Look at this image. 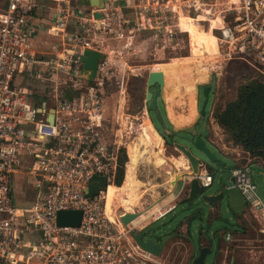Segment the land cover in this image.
I'll use <instances>...</instances> for the list:
<instances>
[{
	"label": "built area",
	"instance_id": "1",
	"mask_svg": "<svg viewBox=\"0 0 264 264\" xmlns=\"http://www.w3.org/2000/svg\"><path fill=\"white\" fill-rule=\"evenodd\" d=\"M39 1L0 0V264H173L136 244L132 234L140 228L122 223L125 211L109 217L104 191L87 197L92 176L113 183L126 145L120 131L104 125L105 103L125 86L135 32L176 43L173 18L181 11L218 31L224 61L243 60L264 79V0H46L56 3L46 30L58 40L35 49ZM86 49L102 54L91 82L81 74ZM28 77L43 82L47 100L30 102L22 85ZM230 171L225 189L238 190L264 223V197L251 167ZM18 175L32 181L29 203L17 198ZM196 178L205 189L214 175L201 167ZM61 210H80L79 224L58 225Z\"/></svg>",
	"mask_w": 264,
	"mask_h": 264
},
{
	"label": "rangeland",
	"instance_id": "2",
	"mask_svg": "<svg viewBox=\"0 0 264 264\" xmlns=\"http://www.w3.org/2000/svg\"><path fill=\"white\" fill-rule=\"evenodd\" d=\"M41 2H43V0ZM42 5L43 7L41 8V12H42L41 18L47 19L44 21V27H43V30L45 31L46 28L53 23L50 14L53 8L56 6V3L45 0L44 4ZM182 21L183 23H185L186 29L190 32V35L191 33H198L199 35H202L204 33L199 29L198 25L193 23L191 19L185 18ZM185 40H186L185 37L184 39L183 37H180L179 41L177 40L175 44V41L171 39L159 40L155 42L150 39H144L139 41L138 45L137 43L131 45L130 54H131V50L134 49V51L136 50V54H135L136 57L135 55H131L130 58L136 59V62L132 61V63L134 62L136 64H142V65L143 64L149 65V64L161 62L165 60L164 57L166 56H175L176 55L175 52L181 51L183 54V52H185L186 50V47L184 45ZM209 40L214 52L216 53L215 38L213 36H209ZM46 48H47L46 46H42V49H46ZM164 50L166 51V53ZM191 56H192V50H191V55L189 57L184 59L181 58L174 59L171 62H175L178 60L187 61L189 60V58H191ZM210 59H212V61ZM216 59L218 60V64H220L219 72L218 75L213 76L212 80L210 81L212 88L209 94V102L206 107L208 116L204 120L203 124L200 125V129H201L200 138L203 140L207 150L213 156L219 158L221 162L227 163L229 167H232L233 165L229 160H227L225 157L217 153L216 147L208 138V132H209L208 125L210 126L209 122L212 118L210 114L213 113L214 116V112L216 110L220 109L228 101L232 100L236 95V90L238 85L242 83V77L244 75H250V74L252 75L253 73L252 70L249 69L247 63L244 62L243 60L232 59V60L224 61L219 56L218 57L216 56ZM202 61H204L203 63L214 62L215 57H211L207 60H203L202 58ZM204 70L205 69H201L196 72V74L198 76L200 75L201 76L200 78L203 79H205L206 77L205 74H202ZM140 71H142V73ZM140 71H139V75L132 74L133 72L128 71L125 76L126 83L123 89H118L105 103L104 125L109 127L110 130L112 129V131L114 132L120 131L123 136L121 137L120 140H122V142H125L126 144L131 142L135 138V136L138 133V129L144 131L142 128L143 126L142 123L147 122V118H148L147 116L144 115L145 119L143 120L142 117L143 113L145 112L147 115L146 104H145L146 77H145V72H143V69H141ZM22 85L26 86L28 90H30L28 94L30 102L38 104L39 102H41V100H47L48 97L45 94L41 96V90L43 89V82H41V80H38L34 77H28L22 81ZM150 90L152 91L153 87H151ZM160 102L161 100L158 99V108L162 111ZM150 114L155 128L161 131L162 130L161 123L158 121L154 111H151ZM167 127L170 129L168 124ZM179 134L182 133L173 134L175 141H180L181 138L179 137ZM146 137L148 140H150L149 136ZM123 151L124 152L126 151V147L123 149ZM162 153L166 159V163L161 167L154 166L144 157L139 158L140 160H138L137 164L135 165V178L136 180H138L139 183L136 191L139 194H141V196L137 205L134 207L133 211L135 212L138 210L139 211L142 210L144 211L143 215L146 214L147 218H149L147 223L148 225L144 227V229L142 230L144 234L150 236H159L160 234L166 232L167 230L173 229L180 222L186 221L187 217L189 216H192L190 233H191V237L194 240L197 239L198 232L200 230H204L205 235L207 234L209 236L210 234L209 231L212 228L220 227V226L223 227L233 226L234 224L233 221L229 219L231 216L230 215L231 213L229 212V208L231 207L234 210L245 209L243 203L244 201L242 200V197L240 196L239 192L236 189L224 190L222 199H220L217 202L218 212L220 213L221 217H224L226 219L225 223L219 220L208 221V215H207L208 205H205L200 199L196 200V202L192 204L187 201L181 202V200L184 199L185 196L187 195L186 188L179 196L178 202L176 203V206L173 208V211H171L165 217L159 220H155V221L152 220L151 216L153 214V210L151 211L149 207L155 205L159 201V199L163 198L167 194L168 182L171 179V177L174 175V173L179 172L180 165L182 163L181 160L187 162V160L183 157V155L172 145H169L165 150L162 149ZM125 154H126V161L124 162L123 165L124 176H125L126 162H128L129 159L128 153L125 152ZM167 156L170 157L171 159H168ZM178 156L180 157V160L173 159V158H177ZM211 171L213 172L214 180L209 188H205V193L214 192L222 188L224 183L229 184L230 182L228 180L229 172L227 169L220 171L217 167L212 166ZM260 174H264V169L260 168L257 165H251L252 181L257 185L258 192L260 193V195L264 197V190L262 188L263 186L262 177ZM15 183H16L15 185L16 193H19V191L26 186V185L24 186L23 184L20 186L19 179L17 178L15 180ZM29 187L30 186L27 184L26 186L27 190L25 193L27 195V200H30V196L32 194V190ZM106 192H108V190ZM24 201L25 199L22 202ZM116 209H117L115 210L116 213L124 211L122 206L117 207ZM245 223H249L252 226L251 229L252 230L254 229L252 232L255 234H258V229L264 231V223L260 222L258 218H256L254 214L250 211L249 213H247V218ZM195 230L197 232H195ZM136 231H140V230H136ZM176 232L177 230L174 233ZM262 233H263L262 235H264V232ZM248 236L251 238L252 235L249 233ZM257 236L258 237H256V239H259V234ZM260 239H263L262 246H264V238L260 237ZM181 242L183 246L177 244L176 245L180 246L179 249L181 248V252H183V255L180 254V256L182 255L181 257L185 258V254H187V252L185 251L186 242L184 239ZM241 244L249 245L246 242L244 243L241 242ZM172 245L167 244L165 246L167 252L171 251ZM180 260L181 259H179L175 264H183L179 262ZM206 262L207 263L210 262V256L207 257Z\"/></svg>",
	"mask_w": 264,
	"mask_h": 264
},
{
	"label": "crops",
	"instance_id": "3",
	"mask_svg": "<svg viewBox=\"0 0 264 264\" xmlns=\"http://www.w3.org/2000/svg\"><path fill=\"white\" fill-rule=\"evenodd\" d=\"M42 4H43V2L41 3V0H40L37 4V8H36L35 13H34L35 14L34 23L37 24V26H39V30H37V32L35 34V38L33 40V45H34L35 49L42 48V46H46L48 48V46L50 47V45H52L54 42H56L58 40V37L50 35L47 30H45V31L43 30L44 21L47 19L41 18V16H42L41 8L43 7ZM125 4H126L125 11L130 14L131 13V8H130L131 1L126 2ZM53 11H54V9L52 10V12ZM52 12H51V14H52ZM174 15H175V18H173V19H174L175 23L177 24V27H175V29L180 30L179 33L177 34V40L179 41L180 37H183V39H184V37L186 38L185 44H184L186 47L185 52H183V54L181 51L175 52L176 53L175 56H166V57H164L165 58L164 61L157 62L154 64H149V65H146V64L142 65V64L134 63V62H136L135 58L134 59L130 58L131 55L136 54V50L134 51V49H132L131 54H130V50H129V52L127 54L128 56L126 57V59H127L128 65L130 66V70H131L130 72H133L132 74L139 75V71L141 69H143V72H145V77L147 79V75L150 71L161 70V67H159L161 64H162L161 66H166V69H168L167 66H169L171 64L172 60L178 59V58L184 59V58H187L191 55V50H192V47L190 44L191 43V35H190V32L186 29L185 23H183V21H182L185 18L191 19L194 24L199 26V29L201 31L208 34L209 36H213L214 38H216V34L218 33V31L212 30L211 27H208L207 22L201 21L200 19H198L196 17H191V15L188 14L186 11H181V13L177 12V13H174ZM54 29H56V28H54ZM144 39H150L154 42L158 41L156 38H154L150 34L149 31H145V30L135 32V35H134V37H132L131 41H132V44L137 43V45H138L139 41L144 40ZM215 43H216V53L214 55L215 61L204 63L205 70L202 72V74L206 75L205 79L200 78L201 76L200 75L198 76L196 73L192 74L191 77H194V85H197V84L200 85L203 82L206 83L211 78V76L213 78V76H215L216 72H219V67H220L219 65L220 64H218V60L216 59V56L220 57V55H219L216 39H215ZM165 53H166V51H165ZM135 57H136V55H135ZM132 61H134V62L132 63ZM205 65H206V67H205ZM135 72H137V73H135ZM140 72L142 73V71H140ZM182 75L183 76H181V78L184 77V73H182ZM206 78H208V80ZM183 88H184L183 86L180 87V91L182 93H184ZM168 92H169V90H168ZM165 98H167V99H165L166 101L164 100V102L163 101L160 102L162 111H164L165 119H168L169 121L171 120L170 123L175 125V123L172 122L173 120L171 119V116H169V114H173L175 112L177 115L176 118H179L181 120V118L184 117V119L185 118L187 119V120L185 119V122H182L180 126H184L187 123L190 124V122L195 117L197 110H196V105H195V107H194L195 111L192 114L191 119L187 118L189 115L187 95H184L183 97L175 96V98L173 97L172 99H169V100H168V96L165 95ZM181 99H183V100H181ZM175 100L184 101V104L179 105L177 103V101H175ZM181 101H179V102H181ZM169 104L172 105V108H173L172 111L173 112L169 111ZM175 104L177 105L176 107H175ZM145 113H143V116H142L143 120L145 119L144 115L149 118L148 114L146 115ZM175 113H174V115H175ZM178 113H180V114H178ZM211 114H210V116H212V118L209 122L210 126L208 125V130H209L208 138L213 143V145L216 147L217 153L219 155H222L223 157H225L233 165L232 167H229L228 164L225 163L226 166L228 167L227 170L229 172L228 180L231 181V171L230 170L234 167L243 166V165H249L251 167V165H257L260 168L264 169V162L251 158L249 156V154L246 151H244L240 146L233 145L231 142L227 141V134L217 124V122L213 116V113H211ZM148 118H147V121H150V124L152 125L155 132L161 136L162 141H163V150H165L169 146V144L165 145L164 138L161 135L162 130L159 131L158 129H156L152 119L149 118V120H148ZM184 119H182V121H184ZM187 121H189V122H187ZM177 126H179V125H177ZM144 135H145V137L149 136V139H150L149 142L150 143H152L156 147L158 146L157 142L155 141V139L150 134H148L147 132L144 131ZM125 152L128 153L127 149ZM167 158L171 159L168 156H167ZM173 159L174 160H180V157L178 156L177 158H173ZM165 161H166V159H165ZM181 162L182 163L180 165L179 172L174 173V175L171 177V179L168 182L167 194L163 198L159 199V201L155 205H152L151 207H149V209L151 211L153 210V214H152L153 216L163 214V216L160 217L159 219L165 217L168 213L173 211V208L176 206V203L178 202L179 196L182 194V192L184 191L188 182L191 179V176L185 175L186 173H189V171H190V169L188 167V163L183 161V160H181ZM176 175H181V176H183V178L181 180H179V181L177 180V181H175V183H173ZM260 175H264V174H260ZM21 176L22 175H18L16 177L17 179H19L20 186L22 184L24 186L25 185L27 186V184H28L30 186L29 188L32 190L31 179L29 177H27V178H23V180H22ZM226 184L227 183H224L222 188H220L214 192H211L210 194H218L220 192H223L224 190H226L224 187ZM15 185H16V183H15ZM26 186L23 187L22 190L19 191V193H16L18 200L23 201L25 199V201L22 203H29L31 201V200H27V195L25 194L26 190H27ZM30 199H31V196H30ZM243 203H244L245 209L234 210L231 207L229 208V212L231 213L230 214L231 216L229 219H231V221H233V223H234L233 226H229V227L220 226V227L212 228L209 231V233H210L209 236L207 234L205 235L204 230H200L198 232V237L195 240V242L196 243H203V245H209L213 249L214 254H213V257L211 258V260L215 264H230L231 261H232V264H257V263L258 264H264V246H262V244H263L262 240L263 239H260V237L264 238V235H262L263 234L262 232H264V231H262L261 229H258L259 239H256V237H258L257 236L258 234H255L252 232L254 229L253 230L251 229L252 226L249 223H245L246 218H247V213H249L250 210L246 206L245 202H243ZM138 212H139V215L140 214L141 215L137 219H135L133 221V223H134V225H138L140 230H143L144 227H146L148 225L147 223H148L149 218H147L146 214L143 215L144 211L138 210ZM207 215H208V221L209 220H219L223 223L226 222V219L224 217H221L220 213L218 212V204H215L212 207H208ZM152 220L155 221L154 217H152ZM176 230H177V232L174 233ZM176 230L175 231H173V229L168 230V231H171L170 233H172V232L174 233V237L169 239L166 242V245L167 244L168 245L173 244V245H172L171 251L167 252L166 247H164L162 253H164V255H167V257L169 258V260L173 264H175L179 259H181L179 262L186 264L190 255H191V248L192 247H191V243L188 239V236L191 235V233H190L189 228L186 224V221L182 222L180 224V226L178 227V229H176ZM249 233L252 235L251 238L248 236ZM183 239L186 242V245H185L186 250L185 251L187 252V254H185V258L181 257L183 255V252H181V248L179 249L180 246H177V245L183 246V244L181 242ZM241 242H243V243L246 242L249 245H245V244L243 245V244H241ZM174 244H175V247H174ZM180 254H182V255L180 256Z\"/></svg>",
	"mask_w": 264,
	"mask_h": 264
},
{
	"label": "water",
	"instance_id": "4",
	"mask_svg": "<svg viewBox=\"0 0 264 264\" xmlns=\"http://www.w3.org/2000/svg\"><path fill=\"white\" fill-rule=\"evenodd\" d=\"M92 5H102V0H91ZM96 17H100L99 14H96ZM102 58V54L95 50L86 49L81 56V61L83 63L81 74L83 78L89 82L97 75V63L99 59ZM218 75L216 72L215 76ZM211 78L206 82L200 85H195L194 98L196 105V115L190 124L184 126H176L170 123L166 119V123L169 125L170 129L164 124L162 125V133L166 136H171V139L174 137L175 133L179 134L181 138L180 141H172L170 144L177 149L183 157L187 160L188 167L190 169L189 173L185 175L191 176L190 181L186 186V196L185 201L189 203H194L196 200H201L208 207H212L217 202L222 199L223 192L218 194L205 193V189L199 185V182L196 178L198 175L199 169L204 167L205 169L211 171L212 166L217 167L220 171L227 169L228 167L224 162L215 156H213L205 147L203 140L200 138L201 129L200 125L203 124L204 120L207 118L208 114L206 113V107L209 102V92L211 90ZM153 87V91H150V88ZM199 88H202V95L204 97L201 106L198 108V95ZM160 99L164 102L165 93H164V77L162 71H150L146 79V91H145V104L149 103V108L154 110L159 122L163 121L160 110L157 108V100ZM53 116H49V122H52ZM164 122V121H163ZM199 126V128H198ZM173 136V137H172ZM183 136V137H182ZM127 149V144H126ZM203 156H202V155ZM201 155V156H200ZM212 172V171H211ZM213 173V172H212ZM262 177V188L264 190V175ZM183 178L181 175H176L173 183L179 181ZM107 188V181L105 176L94 175L91 177L88 185L87 197H92L97 194L99 191H105ZM139 216V212H124L120 220L124 225H127L133 219ZM81 219L80 210H61L57 213V224L58 225H71L77 226ZM192 216L187 217L186 224L189 227L191 226ZM182 223V222H181ZM171 231H166L159 236H150L145 235L144 232L137 231L135 234H132L133 240L136 242L139 247L143 250L150 252L155 256H159L166 242L174 237V233ZM196 232V231H195ZM188 239L191 243V255L186 264H215L212 262L211 258L213 257V249L209 245H203V243H196L195 240L188 236ZM210 256V262L207 263V257ZM232 264V261L230 262Z\"/></svg>",
	"mask_w": 264,
	"mask_h": 264
},
{
	"label": "bare ground",
	"instance_id": "5",
	"mask_svg": "<svg viewBox=\"0 0 264 264\" xmlns=\"http://www.w3.org/2000/svg\"><path fill=\"white\" fill-rule=\"evenodd\" d=\"M190 44L192 45V57L189 58V60H178L175 62H171V64L167 66L168 69H166V66H160L161 70H158L163 72L164 93L166 96H168V100L172 99L173 97L175 98V96L183 97L184 95H187V103L189 107V115L187 117L188 119H191V116L195 111V101L193 100V91H195V85L194 77L191 76L193 73H196L201 69H205L203 63L204 61H202V58L203 60H207L211 57H214L215 55V52L209 40V35L206 33H203L202 35H199L198 33H191ZM210 60L212 61V59ZM182 73H184L183 78H181V76H183ZM206 79L208 80V78ZM181 86L184 87V93L180 91ZM181 100L175 101H177L179 105L184 104V101ZM176 104L175 107L177 106ZM172 109V105L169 104V111H172ZM174 113L169 114V116H171V119L173 120L172 122L175 123L176 126H180L182 122H185L186 118L184 119L183 117L180 120L179 118H176L177 115L176 113L174 115ZM182 119H184V121H182ZM142 128L145 132L150 134L155 139L158 146L156 147L152 143H150L149 140L145 137L144 131L139 129L135 138L131 142L127 143L129 159L128 162H126L125 176L123 182L120 186L108 184L106 190L104 191L106 200L105 211L112 219H114L116 213L115 210H117V207L122 206L125 212H134L133 209L140 199L141 194L136 191L139 183L138 180H136L135 178V165L137 164L138 160H140L139 158H146L147 161H149L156 167H161L166 163L162 153L163 141L161 136L155 132L152 125L150 124V121L144 122ZM107 190L108 192H106ZM138 217H136L135 219H137ZM135 219H133L132 221H134Z\"/></svg>",
	"mask_w": 264,
	"mask_h": 264
},
{
	"label": "trees",
	"instance_id": "6",
	"mask_svg": "<svg viewBox=\"0 0 264 264\" xmlns=\"http://www.w3.org/2000/svg\"><path fill=\"white\" fill-rule=\"evenodd\" d=\"M247 65L253 74L242 77V83L238 85L235 97L216 110L214 118L227 134V141L240 146L251 158L264 162V79L254 68ZM164 121L166 122V119ZM162 136L171 137L163 133ZM125 161L126 154L122 151L111 184L115 186L122 184ZM181 202H186L185 198ZM180 224L181 222L173 228V231Z\"/></svg>",
	"mask_w": 264,
	"mask_h": 264
},
{
	"label": "flooded vegetation",
	"instance_id": "7",
	"mask_svg": "<svg viewBox=\"0 0 264 264\" xmlns=\"http://www.w3.org/2000/svg\"><path fill=\"white\" fill-rule=\"evenodd\" d=\"M211 88H212V86H211ZM151 91V90H150ZM153 91V90H152ZM210 92H211V90H210ZM210 92H209V94H210ZM202 97V98H201ZM203 99H204V97H203V95H202V88H199V95H198V108L201 106V103H202V101H203ZM157 108H158V100H157ZM159 109V108H158ZM160 110V109H159ZM146 111H147V114L149 115V117L151 118V111H154V110H151L150 108H149V103L146 105ZM154 113H155V111H154ZM160 113H161V116H162V118H163V121L165 120V115H164V111H161L160 110ZM206 113L208 114V112H207V109H206ZM155 115H156V113H155ZM159 121V120H158ZM161 121L160 123H161V126L162 125H166L167 126V124H166V122L164 121ZM161 135H162V132H161ZM174 136V135H173ZM172 136V137H173ZM164 138V141H165V145H171L170 143L172 142V141H175L174 140V137L172 138V139H170V138H165V137H163ZM178 229V228H177Z\"/></svg>",
	"mask_w": 264,
	"mask_h": 264
}]
</instances>
